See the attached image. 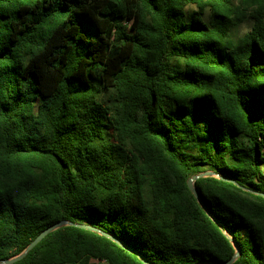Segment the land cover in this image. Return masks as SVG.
Masks as SVG:
<instances>
[{"label":"trees","instance_id":"1","mask_svg":"<svg viewBox=\"0 0 264 264\" xmlns=\"http://www.w3.org/2000/svg\"><path fill=\"white\" fill-rule=\"evenodd\" d=\"M255 192L264 0H0V261L264 264Z\"/></svg>","mask_w":264,"mask_h":264},{"label":"water","instance_id":"2","mask_svg":"<svg viewBox=\"0 0 264 264\" xmlns=\"http://www.w3.org/2000/svg\"><path fill=\"white\" fill-rule=\"evenodd\" d=\"M214 173H212L211 171H204V172H200L196 175H193L192 177H190L187 181H186V184H187V187L188 189L192 192L193 196L195 197V199L197 200L198 204L205 210V212L208 214V211L206 210L205 206L203 205V203L201 202V200L199 199L196 191H195V188L193 186V183L194 181L198 178V177H206V176H213ZM225 179V178H223ZM226 180V179H225ZM233 182V181H232ZM234 183V182H233ZM256 194L264 197V193L262 192H255ZM65 225H68V226H76V227H79V228H82V229H86V230H90V231H94V232H97L98 234L102 235V236H105L107 238H109L110 240H112L113 242L117 243L118 245H120L123 249H125L127 252L129 253H132L134 255L137 256V258L143 263V264H151L143 255H141L140 253H138L136 250L132 249L131 247H129L128 245L124 244L123 242L117 240L114 236L106 233V232H103V231H100L99 229L93 227V226H90L88 224H78V223H72V222H68V221H58L46 228H44L43 230L40 231V233L29 243L25 246V248L19 252L17 255L13 256V257H10V258H7V259H4V260H1L0 261V264H10V263H13L15 261H18L20 260L31 248H33L47 233L59 228V227H62V226H65ZM228 238H229V241L230 243L232 244L233 248H234V254L233 256L227 260V261H224V262H203L202 264H231L235 258L240 254V249L238 247V244L235 240L234 237L228 235Z\"/></svg>","mask_w":264,"mask_h":264},{"label":"rangeland","instance_id":"3","mask_svg":"<svg viewBox=\"0 0 264 264\" xmlns=\"http://www.w3.org/2000/svg\"><path fill=\"white\" fill-rule=\"evenodd\" d=\"M234 2H237V0H234ZM205 18H207V14H205ZM249 28V22H244L239 26V30L241 32L246 31Z\"/></svg>","mask_w":264,"mask_h":264}]
</instances>
